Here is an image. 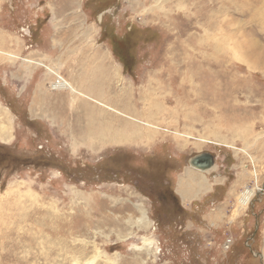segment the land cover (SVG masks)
Listing matches in <instances>:
<instances>
[{
	"label": "rangeland",
	"instance_id": "374dc122",
	"mask_svg": "<svg viewBox=\"0 0 264 264\" xmlns=\"http://www.w3.org/2000/svg\"><path fill=\"white\" fill-rule=\"evenodd\" d=\"M85 39L110 100L48 85ZM90 118L135 138L75 144ZM0 129V264H264V0H0ZM201 153L214 192L180 207Z\"/></svg>",
	"mask_w": 264,
	"mask_h": 264
},
{
	"label": "crops",
	"instance_id": "0c3cea01",
	"mask_svg": "<svg viewBox=\"0 0 264 264\" xmlns=\"http://www.w3.org/2000/svg\"><path fill=\"white\" fill-rule=\"evenodd\" d=\"M84 43L87 44L86 45L87 47L77 45L79 48L73 47V48L69 49L68 52L66 53V56L60 55V56L56 57L55 59H49V60L60 59L59 60L60 66H59V72L58 73L60 74V76L62 78H64L66 81H68L70 84H72L76 89L81 90L82 93L94 98V93L98 92V93H101V97L103 98L102 101L110 100L112 95L115 93L113 91L114 85H115L114 83L117 82V81L114 82L113 78L114 77L117 78L118 81L120 79L125 80V76L122 74V67L119 64L116 65L115 62H111L112 58H111L108 51H107V54H108L107 55L101 49H99L97 47L96 53L94 54V52H95L94 51L95 50L94 39H91L90 42L86 41V39H85ZM68 47H71V46H68ZM70 55H72V56H70ZM49 60H47V61L49 62ZM63 60H67V62L63 61ZM89 71H90V73H89ZM97 71H98V73H97ZM85 74H86V76H85ZM94 86H100V88H98L99 90L94 92ZM62 92H64V91H62ZM47 94L52 95V94L48 93L45 85L40 84L39 88H37L33 91L32 96L30 94V96H31L30 97V103L31 102L33 103V105H34L33 108H36L35 106L38 103H40L42 105L47 104L49 102L48 100L45 99ZM62 96L68 97L69 93L64 92V93H62ZM72 106L70 105V107H72ZM85 106H86L85 103L81 99H77L76 105L74 108L75 114H74L73 118L74 117L79 118L81 115V112ZM90 107H91V105L88 106V109ZM185 171H186V169H185ZM185 171L184 172L182 171L180 174H184ZM214 172H215L214 169H212V170L208 171L207 173H201V175L203 176L202 178H204V180H205V183H204L205 186L206 187H207V185L209 186V193L214 192L213 188L216 186V184H213V183L211 184L209 181V178L206 176L209 175L210 173H214ZM180 174L178 173L176 175L175 183L173 186V190L176 192L175 197L177 198V200H179L180 203L186 202L188 204H192L196 201L194 199L198 198L200 195H202L201 198L203 200L205 198V196L207 195V193L206 192L201 193V191H199V189L197 187H194V186L192 188H189V189L187 188V191L185 194L186 198H184V200L181 198V195L177 191L178 183H179L178 182V180H179L178 176ZM210 190H211V192H210ZM197 191H199V192H197Z\"/></svg>",
	"mask_w": 264,
	"mask_h": 264
},
{
	"label": "bare ground",
	"instance_id": "6f19581e",
	"mask_svg": "<svg viewBox=\"0 0 264 264\" xmlns=\"http://www.w3.org/2000/svg\"><path fill=\"white\" fill-rule=\"evenodd\" d=\"M47 73L49 75L55 77V81L54 82H49V84H48L50 88H52V89H54L55 91H58V92L66 90V89H68L71 93L74 92V88L70 84H68L67 81H65L60 76V74L58 73L57 69L49 68ZM89 73H90V71H89ZM97 73H98V71H97ZM85 76H86V74H85ZM95 90H96V86H94V92H95ZM95 95H96V93H95ZM83 97L84 98L85 97L89 98L88 95H85ZM35 107L40 108L41 105L37 104ZM33 109L36 110V108H33ZM38 111L40 112L41 109H38ZM107 118H108V116H107ZM90 119L91 120H87L86 121L85 126L83 127L82 131H79L82 134V136H80L79 140L76 141L75 144H83L85 142H89V144L91 146H93L96 143L95 141H98L100 143L99 145H101V146H102V143H103V145L104 144L119 145V144L125 143L128 139L135 138V136L132 133L127 131L129 129L128 128L129 123L125 119H121V120H118V121H112L110 128L108 126H103V125H99V124L98 125H94L93 118H90ZM111 119H112V116H111L110 120ZM114 122H116L118 125H115ZM2 134L3 135H7V132H3ZM78 142H80V143H78ZM212 169H214V168H212ZM212 169H210V170H212ZM210 170L200 171V170H197V169H194V168L190 169V170L186 169L185 173L179 177V180H178L179 183H178V188H177V191L181 195V198L183 200H184V198H186L185 194H186V191H187V187H189V188H192L193 186L197 187L199 189V191H201V192L209 190V186L208 185H207V187L205 186V184H204L205 180H204V178H202L203 176L200 175V174L208 172ZM194 172H196V173H194ZM197 173H200V174H197ZM199 191H197V192H199ZM248 197H249V195L245 193V198L247 199ZM237 201L239 202V204H244L245 203V201H242V199H237ZM135 208L137 209V211L139 213V218H137L136 220H132L131 218H128L125 221V224L128 225V226H134L135 225L136 227H142V228L146 229V226L149 227L150 224H147L148 221H147V218H146L144 212L141 209H139L138 207H135Z\"/></svg>",
	"mask_w": 264,
	"mask_h": 264
},
{
	"label": "water",
	"instance_id": "95a60500",
	"mask_svg": "<svg viewBox=\"0 0 264 264\" xmlns=\"http://www.w3.org/2000/svg\"><path fill=\"white\" fill-rule=\"evenodd\" d=\"M188 164L192 169L207 171L213 168V158L207 153H201L190 158Z\"/></svg>",
	"mask_w": 264,
	"mask_h": 264
},
{
	"label": "flooded vegetation",
	"instance_id": "af4514ba",
	"mask_svg": "<svg viewBox=\"0 0 264 264\" xmlns=\"http://www.w3.org/2000/svg\"><path fill=\"white\" fill-rule=\"evenodd\" d=\"M211 156H212L213 159L216 158L214 155H211ZM215 160H216V159H215ZM166 170H167V169H166ZM175 178H176V176H175ZM171 194H172L173 200H175L176 204H178V205L181 207V204H180L179 200H177V198L173 196L174 193L172 192Z\"/></svg>",
	"mask_w": 264,
	"mask_h": 264
}]
</instances>
